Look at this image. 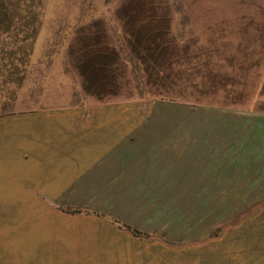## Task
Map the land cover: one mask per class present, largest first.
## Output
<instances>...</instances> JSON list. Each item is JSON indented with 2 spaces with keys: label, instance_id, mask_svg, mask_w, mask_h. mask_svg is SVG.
<instances>
[{
  "label": "rangeland",
  "instance_id": "1",
  "mask_svg": "<svg viewBox=\"0 0 264 264\" xmlns=\"http://www.w3.org/2000/svg\"><path fill=\"white\" fill-rule=\"evenodd\" d=\"M30 8L33 42L0 39V264H264V0ZM153 16L203 50H253L238 101L148 94L130 46Z\"/></svg>",
  "mask_w": 264,
  "mask_h": 264
},
{
  "label": "trees",
  "instance_id": "2",
  "mask_svg": "<svg viewBox=\"0 0 264 264\" xmlns=\"http://www.w3.org/2000/svg\"><path fill=\"white\" fill-rule=\"evenodd\" d=\"M29 1L0 0V39L3 40L1 36L6 35L10 36L13 41L19 39L22 44L28 40L33 42L39 24L36 18L38 12H30L32 9L36 10L30 6L33 1L39 4L40 0H31L28 4L29 8H27ZM9 33L12 35H8ZM217 41V39L210 40L211 46L207 51L203 50L197 37L194 39L180 38L173 32L168 18L161 20L157 16H153L142 18L138 23L134 32L133 44L130 43L132 44L130 51L136 57L141 71L144 73L145 83L146 81L150 83L148 94L161 98L167 97L171 101H180L184 99L182 95H187L185 92L187 87L191 86L194 91L198 92L197 87L200 86L206 87L211 94L222 90L225 93L224 101L234 103L240 97V94L237 95V93H242L234 87L238 85L245 87L249 73L245 70L238 74L233 62L237 60L241 66L248 61L247 58L253 57L255 52L242 50L233 44L220 49ZM254 42L252 46L258 45V40H254ZM20 47L21 45L18 44L10 52H15ZM217 61H223V64H217ZM191 62H194L193 67L203 66L206 70L195 72V74L188 72L187 69L193 68L190 67ZM249 66L251 65L249 64ZM239 68L238 66L236 69ZM104 71H106V85L115 86L117 77L112 72L114 69L111 57L104 60ZM239 77H242L241 80ZM262 87L264 89V80ZM230 92L234 93L231 97H229ZM193 95L194 100L200 101L199 96Z\"/></svg>",
  "mask_w": 264,
  "mask_h": 264
}]
</instances>
